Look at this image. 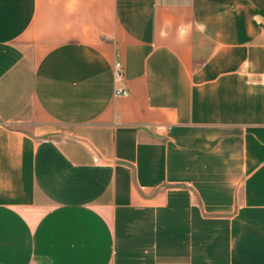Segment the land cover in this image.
<instances>
[{
    "label": "crops",
    "instance_id": "obj_1",
    "mask_svg": "<svg viewBox=\"0 0 264 264\" xmlns=\"http://www.w3.org/2000/svg\"><path fill=\"white\" fill-rule=\"evenodd\" d=\"M0 264H264V0H0Z\"/></svg>",
    "mask_w": 264,
    "mask_h": 264
},
{
    "label": "built area",
    "instance_id": "obj_2",
    "mask_svg": "<svg viewBox=\"0 0 264 264\" xmlns=\"http://www.w3.org/2000/svg\"><path fill=\"white\" fill-rule=\"evenodd\" d=\"M123 77V67H122V64L119 63V62H116L114 64V79L116 81H119L121 80ZM116 94H119V95H124L126 96L128 94V92L124 89H116ZM156 130L161 132V133H164V132H168L169 131V126H164V125H157L155 126ZM94 161H97V159H94Z\"/></svg>",
    "mask_w": 264,
    "mask_h": 264
}]
</instances>
